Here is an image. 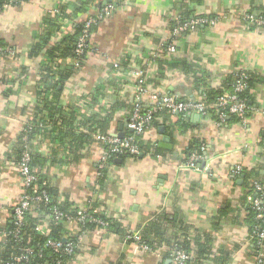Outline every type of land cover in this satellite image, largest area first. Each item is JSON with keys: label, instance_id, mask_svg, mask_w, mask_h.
Here are the masks:
<instances>
[{"label": "crops", "instance_id": "crops-1", "mask_svg": "<svg viewBox=\"0 0 264 264\" xmlns=\"http://www.w3.org/2000/svg\"><path fill=\"white\" fill-rule=\"evenodd\" d=\"M82 1L21 0L0 12L6 51L0 57V219L12 221L11 207L23 192L15 151L23 127L34 123V168L56 188L53 199L68 201L70 213L96 216V225L88 228L77 217L67 218L63 239L80 236V242L66 264H172L178 238L189 243L190 257L200 264H264L247 211L255 197L252 183L264 185V27L245 19L248 12L264 13V0H183L193 16L208 21L179 37L175 52L164 59L185 60L189 71L166 63L161 70L155 59L171 36L174 5L182 0H122L95 25L79 66L73 58L53 60L48 51L75 32L81 14L74 7ZM112 3L95 0L93 9ZM61 5H68L67 17L45 35L46 15ZM52 67L71 70L56 94L50 87L58 79H44ZM235 70L261 77L244 122L218 124L211 113L162 116L161 125L143 135L149 152L117 156L99 176L104 152L99 136L129 132L139 81L147 88L140 99L148 106L155 92L199 98L195 77L219 87ZM164 137L171 148L159 146ZM194 154L200 157L191 166ZM237 165L255 172L238 175ZM101 218L113 220L122 232L109 231ZM51 220L41 223L43 234ZM143 232L156 248L140 243Z\"/></svg>", "mask_w": 264, "mask_h": 264}, {"label": "built area", "instance_id": "built-area-1", "mask_svg": "<svg viewBox=\"0 0 264 264\" xmlns=\"http://www.w3.org/2000/svg\"><path fill=\"white\" fill-rule=\"evenodd\" d=\"M18 0H10V2L4 5L3 8H0V12L3 9L12 6ZM114 8V5L109 4L101 8L99 11L93 13H88L85 15L84 23L81 29L80 34L76 40L74 52L76 54L75 65L79 66L80 58L87 54L89 49L92 46V27L96 25L99 19L102 18L104 13L111 11ZM245 19L250 21L253 25L258 27H264V14L256 12H248L245 14ZM174 20L176 25L173 27L170 42L167 43V51L173 53L176 50V42L184 33L187 31L195 30L200 24L206 23L208 19L198 16L194 19H191L186 22H181L180 17L175 16ZM135 76H140L138 71H135ZM142 81H139L137 88L138 102L135 106L134 111L130 114L127 119V126L129 129V134L120 137L113 134H104L100 135L99 139L106 144L107 149L104 147V152L101 155L98 164V174L100 175L101 170L108 168V161L112 155H122L126 154L131 157H135L141 154L140 146L137 142V135L145 134L146 132L151 131L155 127L152 125L154 114L159 109H167L171 114H187L191 112L198 113L201 116L208 115V106L203 101L202 97L196 99L183 100L179 99L174 95H163L157 92L151 93L152 103L148 106H144L140 97L147 93V88L141 85ZM245 84L242 81H238L235 84L233 91L223 92L216 100L215 106L218 111V124L225 122L226 117L229 113L235 114L239 117L240 121H245V111L247 105L244 101L238 99L237 92L241 91L244 88ZM24 132V129H22ZM24 149L21 155L20 165H19V175L23 182V192L19 196L18 201L11 207L12 214L11 220L13 228L7 230L3 220L0 219V244H5L8 241H14L18 245L15 248L18 250L17 253H11L12 264H39L36 259L41 257V254L36 255L34 253V248L29 245H23L22 240L24 238L23 229L26 225V216L27 213H30L33 207V203L44 201L45 203L50 202V196L48 193L43 190L37 194L30 193L28 189L31 188L33 184L36 183L38 177L36 173L31 169L30 162L32 160V152L30 149V143L27 135H23ZM200 156L194 154L191 157L190 165L195 166V161ZM244 167L237 165L234 172L236 174H241ZM255 190V197L251 202V207L255 211L257 219L264 218V186L258 182L254 181L253 183ZM63 217V212L59 210L57 206L50 208V214H47L45 218H42L41 223L44 220L50 219H61ZM95 221V218H92L84 213L80 214L77 218L78 223H83L84 221ZM102 224L107 225L106 222L100 221ZM41 223L37 225V233L43 234ZM43 231V232H42ZM45 235V234H44ZM253 236L256 240L257 246L260 248L264 245V223L256 227L253 231ZM69 237L63 240H55L53 238H47L45 246L51 247L53 252L59 254H73L76 249L79 247L80 236ZM145 247L149 249L146 245ZM188 256L185 251L175 247L173 249L172 260L173 264H185ZM262 259H259V262H262ZM0 264H3V261L0 257Z\"/></svg>", "mask_w": 264, "mask_h": 264}, {"label": "trees", "instance_id": "trees-1", "mask_svg": "<svg viewBox=\"0 0 264 264\" xmlns=\"http://www.w3.org/2000/svg\"><path fill=\"white\" fill-rule=\"evenodd\" d=\"M9 2H10V0H0V8H3L4 5L8 4ZM20 2H21V0H18L13 5H18V4H20ZM121 2H122V0H113L112 4L115 6H119ZM94 4H95V0H86V1L80 2V4L75 5L73 13L76 15L81 14L80 15L81 19H79V21L76 22L74 33L64 35L62 41L60 43L54 44L52 46V48L50 49V51H48V55L51 56L53 58V60H55L56 57L76 59L75 58L76 54L74 52L76 40L78 38V35L81 32V29H82V26L84 23L85 15H87L88 13H93V12L97 11V9H95V10L93 9ZM67 6L68 5H61L58 7V10L56 12L51 11L46 15V17L44 19V28L45 29H46V27L49 28V32H45V35L50 33L51 29H55V27L59 26L60 24L58 22L60 20H62L64 17H67V13H66ZM87 7H89V8H87ZM173 14L176 16L179 15L181 22H186V21H189V20L197 17V16L192 15V12L190 11L189 6L183 0L175 3L174 8H173ZM175 25H176V21L174 19L172 21H170V29L173 30V27ZM94 30H95V25L92 27V31H94ZM187 33H189V31H187L186 34ZM170 39H168L166 42L162 43V45L158 49V51H159L157 53L158 55H156V57H155L158 64H160V69L163 70L164 68L162 67V64L166 63L170 69L180 68L181 70L189 71L190 70L189 69L190 64H188L187 61H185V60H181L180 58H173V57H170V59H164V56H166L168 54L167 43L170 42ZM0 48H1L0 57L5 56L6 51H4V49H3L4 45L2 44L1 41H0ZM85 55H83L80 59H83ZM49 71H50L49 75L44 79H52V80L58 79V80H55L51 84V87H50L51 93L56 94L59 92V90H58L59 83L63 82V81L59 82L60 79L63 80L70 73L71 70L67 69V68H64L63 70H55V68L52 67V69ZM260 79H261L260 75L254 73V72H249V71H244V70H235L234 72H231L230 74H228L225 77V80L222 82V84L219 87H209L199 77H195V79H193V84H194L195 89L199 92L198 97H202L203 101L208 106V113H211L213 115V118L216 119V121H218V111H217V107L215 106L217 98L225 91H233L235 84L238 81H242V82H244L245 86L241 91L237 92V97H238V99H240L246 103L247 110H248L254 102V92H255L257 83L261 82ZM144 106H146V105H144ZM247 110L245 112V116H247V114H248ZM169 113L170 112L167 109L157 110V112L154 114V119H153L152 125L155 128L158 127L159 125H161V119L160 118H162V116L164 118H169L171 116V113L170 114ZM228 115L226 117L225 122L230 121V119H235V120L239 121V117L237 115L231 114V113H229ZM34 126H36V125L33 123L32 125L26 124L23 127L24 132L23 131L21 132L19 145H18V147H16V151H15L16 155H17V159L19 160L18 162H20V160H21V155H22V152L24 149V141L22 139L23 135H27L29 143H30L31 136H32V134L34 132V128H35ZM129 133L130 132H128L127 134H129ZM143 135L144 134L137 135L136 138H137V142L140 146L141 153L146 154L147 152L150 151V146L144 141ZM104 147H105V149H107L106 144H104ZM154 150L156 151V153L160 152V148L158 146L154 147ZM117 156H120L122 158L131 157V156L126 155V154L112 155L109 158L108 166L115 161ZM138 157H139V155L135 156V158H138ZM36 163H37L36 157L32 153V160L30 162V166H31V169L36 173L38 180L36 181L35 184H33L31 186L30 189H28V191L30 193L37 194V193L45 190L51 199H50V202H48V203H45L44 201L33 203V207H32L31 212L27 213V216H26L27 221H26V225L23 229V233L25 235H24V238H23L21 244L32 246L34 248V253L36 255L41 254V257H37V259H36V261L39 264H66L68 262V260H70L72 258L73 254H68V253L67 254H59V253L53 252L51 247L45 246L46 239L50 237V238H53L55 240H60V241L63 240L62 231L64 229V224H65L67 218H69V217H72V218L77 217L78 218L79 215L77 213H70L69 212V204H68L69 202L68 201H65L63 203H59L53 199L52 196L55 194L56 188L50 186L48 183L43 182L42 176H40V174H38V172L35 171L34 167H35ZM106 172H107V168L105 170H101L99 176L100 177L105 176ZM254 172L253 171L249 172L248 169H246V168L243 169V173H245V175L247 177L252 176ZM254 181H258V180H254ZM258 182H260V181H258ZM260 183L263 185L262 182H260ZM252 190H254L253 185H252ZM53 206H57L59 208V210L61 212H63V217L61 219H52L51 220L47 234L44 235V234L37 233L38 232L36 230L37 225L41 223L42 218L46 217L47 214H50V208ZM247 211L249 214V222L251 225L250 231L252 232V235H253V231L255 230V228L261 226L264 223V218L263 219H257L256 213L252 209L251 204L248 206ZM93 216L96 218L95 215H93ZM101 219H103L104 221H107V223H108L107 226H108L109 231H113V232L116 231L118 233L122 232L121 230H119L118 227L114 226L113 220H109V219L106 220V218H101ZM2 222L4 223L7 230L13 228L12 221L10 222L9 220L8 221L3 220ZM80 225H82L83 228H88L91 225H96V223H93V221L87 220V221H84L83 223H80ZM145 231H147V230H145ZM148 235H149V232H143L140 243L145 244V245L147 244L149 246V248H153V249L156 248L157 245H156V243H154V241H151V240L148 241V239H147ZM73 237H74L73 239L76 238V236H73ZM254 243L258 249L259 247L257 246L256 240ZM16 245H18V244L15 243L14 241H8L4 245L0 244V257L3 261V264H12L11 253L12 252H15V253L18 252V250L15 249V248H18V247H15ZM172 247H173V249L175 247H177V248L182 249L183 251L186 252L188 258H187L185 264H192L194 262H196L197 264L201 263L200 259L190 257L191 256V253H190L191 248H190L189 243L185 239H180V238L176 239V241L174 242ZM262 247L264 248V245H262L259 248V250H261ZM173 249H172V254H173ZM162 264H164V263H162Z\"/></svg>", "mask_w": 264, "mask_h": 264}, {"label": "water", "instance_id": "water-1", "mask_svg": "<svg viewBox=\"0 0 264 264\" xmlns=\"http://www.w3.org/2000/svg\"><path fill=\"white\" fill-rule=\"evenodd\" d=\"M106 4V1L103 3V5ZM102 5V4H101ZM161 131L164 130V127L160 128ZM120 137H123L124 135H119ZM160 147H167V148H171V145L169 144V138L168 137H164L162 139V141L159 143Z\"/></svg>", "mask_w": 264, "mask_h": 264}]
</instances>
